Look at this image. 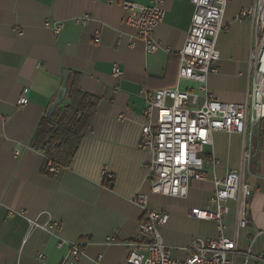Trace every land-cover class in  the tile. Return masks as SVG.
Returning a JSON list of instances; mask_svg holds the SVG:
<instances>
[{"label": "crops", "instance_id": "obj_1", "mask_svg": "<svg viewBox=\"0 0 264 264\" xmlns=\"http://www.w3.org/2000/svg\"><path fill=\"white\" fill-rule=\"evenodd\" d=\"M121 1L0 0V264H60L70 243L85 248L76 264H122L127 242L139 238L143 206L133 201L137 193L146 195V208L168 212L159 232L174 257L185 258L195 239L219 234L216 221L194 217L190 210L215 208L209 200L213 177L240 167L244 137L213 131L204 155H213L217 163L208 167L205 178L191 180L184 197L151 192L147 166L153 152L139 145L144 93L176 86L197 89V82L178 78L175 54L186 40L193 4L161 0L164 16L153 31L157 45L147 51L136 29L125 21ZM252 2L227 0L225 5L216 71L206 80L222 101L243 102L247 96L253 24L235 15ZM85 13L90 18L81 23L78 19ZM46 21L62 27L54 32ZM114 66L120 70L117 76ZM64 72L96 102L69 164L51 173L44 153L31 140ZM23 94L27 103L21 106L17 99ZM203 99L198 93L197 105ZM252 145L256 156L245 172L252 187L247 225L236 228L234 200L224 202L227 210L221 218L224 235L236 241L234 264H264L254 258L264 251L260 127L253 130Z\"/></svg>", "mask_w": 264, "mask_h": 264}, {"label": "built area", "instance_id": "obj_2", "mask_svg": "<svg viewBox=\"0 0 264 264\" xmlns=\"http://www.w3.org/2000/svg\"><path fill=\"white\" fill-rule=\"evenodd\" d=\"M190 1L194 8L189 30L184 44L175 54L179 60L178 78L197 82V89L176 86L159 88L143 95L145 123L141 128L139 145L153 152L147 166L150 190L173 197L186 196L191 180L205 178L208 167L213 169L217 163L213 155H204L213 131L237 133L244 137L241 164L238 168L227 169L223 176L214 175L215 188L209 199L214 209L191 208L190 213L194 217L216 221L219 234L195 239L183 259L171 254V248L163 242L159 232L160 226L169 218L168 212L146 208V195L135 194L133 201L143 206V214L137 224L139 238L127 242L128 252L122 264H234L236 241L224 235L221 223L227 210L224 202L234 200L237 203L236 228L245 227L248 222L247 202L252 187L245 179V172L249 171L256 156L252 133L260 127L264 135V0H253L235 15L237 19H249L253 24L251 76L243 102L219 100L206 84L208 74L216 71L215 63L219 58L216 44L223 29L222 17L227 0ZM120 6L126 13L125 21L136 29L137 37L144 42L146 50L151 51L157 45L154 28L164 16L162 1L151 0L150 4H141L122 0ZM89 18L85 13L78 20L86 23ZM45 25L54 32L62 27L61 23L50 24L48 21ZM94 40H99L98 35ZM113 73L116 76L120 74L118 67H113ZM198 93L204 94L200 105H197ZM26 103L24 94L17 99L21 106ZM46 168L56 173L60 166L47 160ZM31 223L48 228L36 221ZM84 251L81 243H70L60 264H76ZM38 257L41 258L42 254ZM254 258L264 261V251Z\"/></svg>", "mask_w": 264, "mask_h": 264}, {"label": "trees", "instance_id": "obj_3", "mask_svg": "<svg viewBox=\"0 0 264 264\" xmlns=\"http://www.w3.org/2000/svg\"><path fill=\"white\" fill-rule=\"evenodd\" d=\"M64 100L67 102L58 105L53 114L46 113L40 119L31 140V145L44 153L46 161L60 167L68 165L75 154L96 102L94 96L81 91L70 78Z\"/></svg>", "mask_w": 264, "mask_h": 264}, {"label": "water", "instance_id": "obj_4", "mask_svg": "<svg viewBox=\"0 0 264 264\" xmlns=\"http://www.w3.org/2000/svg\"><path fill=\"white\" fill-rule=\"evenodd\" d=\"M67 78H68V72H64V80H63L61 86L59 87L57 95H56L55 99L51 102L49 107L47 108V114L48 115L53 114L55 108L64 101L65 96H66V92H67Z\"/></svg>", "mask_w": 264, "mask_h": 264}]
</instances>
